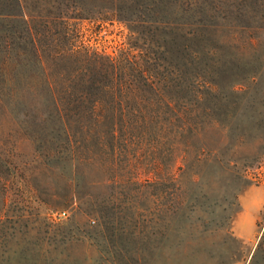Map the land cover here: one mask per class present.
Masks as SVG:
<instances>
[{
	"label": "rangeland",
	"instance_id": "374dc122",
	"mask_svg": "<svg viewBox=\"0 0 264 264\" xmlns=\"http://www.w3.org/2000/svg\"><path fill=\"white\" fill-rule=\"evenodd\" d=\"M91 1L27 5L45 17L80 6L87 18L70 21L84 44L110 55L126 50L135 37L125 22L105 15L102 0ZM228 57L236 56L219 53L213 82L203 76L198 99L188 104L196 108L199 142L211 153L177 171L175 180L103 179L56 150L63 140L54 132L26 133L32 119L0 114V261L264 264V181L254 175L264 167V66L238 83L235 70L222 63ZM23 86L24 79L15 101L46 102L45 94ZM60 211L66 216L54 219ZM237 223L238 231L251 232L247 242L233 234Z\"/></svg>",
	"mask_w": 264,
	"mask_h": 264
},
{
	"label": "trees",
	"instance_id": "16d2710c",
	"mask_svg": "<svg viewBox=\"0 0 264 264\" xmlns=\"http://www.w3.org/2000/svg\"><path fill=\"white\" fill-rule=\"evenodd\" d=\"M27 3L0 0V94L10 97L0 100V114L32 119L26 133L54 132L63 140L56 150L103 179L175 180L204 161L211 152L188 106L203 76L213 82L219 53L236 56L221 61L238 83L264 66V0H102L104 14L135 37L117 55L80 39L70 20L87 18L82 7L45 17ZM22 79V91L46 95L41 107L14 100ZM254 175L264 181V167Z\"/></svg>",
	"mask_w": 264,
	"mask_h": 264
},
{
	"label": "crops",
	"instance_id": "0c3cea01",
	"mask_svg": "<svg viewBox=\"0 0 264 264\" xmlns=\"http://www.w3.org/2000/svg\"><path fill=\"white\" fill-rule=\"evenodd\" d=\"M246 216V212L244 211L243 213H241L239 215V221L242 220V217ZM238 223L235 224L234 228H233V234L237 235L239 238L243 239L244 242H247L249 239V236L251 234V232L249 230H245V229H241L240 231H238L237 227ZM36 263H37V259H36ZM0 264H28V261L26 259H24V257H19L17 259H15V261H13L12 259H9V257L4 260L0 261ZM235 264V263H234Z\"/></svg>",
	"mask_w": 264,
	"mask_h": 264
},
{
	"label": "built area",
	"instance_id": "2783aa9c",
	"mask_svg": "<svg viewBox=\"0 0 264 264\" xmlns=\"http://www.w3.org/2000/svg\"><path fill=\"white\" fill-rule=\"evenodd\" d=\"M65 216H66V211H60V212L54 214L53 218L54 219H60V218L65 217Z\"/></svg>",
	"mask_w": 264,
	"mask_h": 264
}]
</instances>
